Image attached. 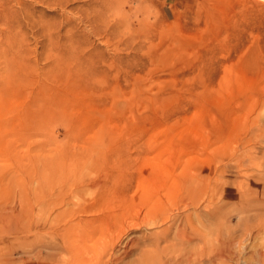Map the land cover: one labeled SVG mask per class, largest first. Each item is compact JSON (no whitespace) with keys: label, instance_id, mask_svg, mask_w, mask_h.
Listing matches in <instances>:
<instances>
[{"label":"rangeland","instance_id":"obj_1","mask_svg":"<svg viewBox=\"0 0 264 264\" xmlns=\"http://www.w3.org/2000/svg\"><path fill=\"white\" fill-rule=\"evenodd\" d=\"M0 53V264H263L264 0H0Z\"/></svg>","mask_w":264,"mask_h":264},{"label":"bare ground","instance_id":"obj_2","mask_svg":"<svg viewBox=\"0 0 264 264\" xmlns=\"http://www.w3.org/2000/svg\"><path fill=\"white\" fill-rule=\"evenodd\" d=\"M7 56H9V55H7V53L4 55V53H0V66H1V64H4L3 66H5V67H3L2 66V68H6V67H9V65L10 64H8V61L10 62V58H8L7 59ZM13 58V57H12ZM12 58H11V60H12ZM13 61V60H12ZM14 67V66H13ZM12 68V66L10 67V69ZM1 69V68H0ZM7 69V68H6ZM12 69H15V68H12ZM11 69V70H12ZM10 71V70H9ZM14 71V70H13ZM12 73V72H11ZM11 73L10 72H8L6 75H7V77H8V74H9V76L11 75ZM5 75V76H6ZM3 82H4V80H2ZM1 85H2V82H1ZM0 85V86H1ZM1 88H2V86H1ZM12 89V88H11ZM12 91V90H11ZM0 92H1V90H0ZM191 188V187H190ZM194 203H195V201H194ZM210 204V203H209ZM208 204V205H209ZM210 206V205H209ZM263 207V206H262ZM261 208V207H260ZM212 215H214V214H212ZM211 216V215H210ZM162 221H165L164 219L162 220ZM167 221V220H166ZM186 222V221H185ZM200 222H202V221H200ZM185 224V223H184ZM136 226H137V224H136ZM214 227V226H213ZM176 230H177V228H176ZM253 231V230H252ZM251 231V232H252ZM264 231V230H263ZM26 233V232H25ZM200 233H201V231H200ZM258 233H259V231H258ZM176 238L180 241V242H182L184 245V247L185 246H188V245H190L191 243H193V235L194 234H191L192 236H190V234L187 232V229L185 228V227H183V228H181V230H177V232H176ZM200 237V236H199ZM119 238V237H118ZM175 238V237H174ZM219 238V237H218ZM199 239H201V238H199ZM198 239V240H199ZM216 239V238H215ZM202 240V239H201ZM200 240V241H201ZM199 241V242H200ZM67 242V241H66ZM202 242V241H201ZM70 246V245H69ZM73 247V246H72ZM132 247H133V245H132ZM214 249V248H213ZM183 250H185L184 248H183ZM182 250V253L181 254H183V255H181L180 256V259L177 261L176 259H175V261L174 262H176V264H179V263H182V262H184V263H189V258H190V256L185 252V251H183ZM202 250V249H201ZM78 251V250H77ZM194 251H195V249H194ZM193 251V252H194ZM200 251V250H199ZM211 251H212V249H211ZM156 253V252H155ZM173 254V253H172ZM193 254V253H192ZM195 254V253H194ZM200 254H201V251H200ZM203 254H204V252H203ZM198 256V255H197ZM203 256V255H202ZM147 257V256H146ZM178 258V257H177ZM199 258V257H198ZM263 258H264V256H263ZM167 259H168V256H167ZM223 259V258H222ZM172 260H174V259H172ZM194 260H195V258H194ZM217 260V259H216ZM149 261V260H148ZM147 261V262H148ZM151 261H153V259L151 260ZM224 261V260H223ZM53 262H54V260H53ZM170 262H172L171 260H170ZM42 263V262H41ZM40 263V264H41ZM212 263V262H211ZM263 264H264V260H263V262H262ZM44 264H46V263H44ZM49 264H51V263H49ZM62 264V263H61ZM169 264V263H168ZM171 264V263H170Z\"/></svg>","mask_w":264,"mask_h":264}]
</instances>
